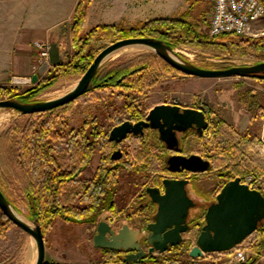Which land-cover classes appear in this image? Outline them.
<instances>
[{"label":"trees","instance_id":"obj_1","mask_svg":"<svg viewBox=\"0 0 264 264\" xmlns=\"http://www.w3.org/2000/svg\"><path fill=\"white\" fill-rule=\"evenodd\" d=\"M81 2L75 7L70 26L71 53L66 54L59 64L22 92H16V86L0 84V99L36 101L40 94L49 89L79 79L104 45L127 37H152L173 49L186 45L199 50L204 56L220 60V63L193 62L203 68L226 64L232 52L252 63L264 61V35L252 40L234 34H220L208 39L198 31V24L191 20L188 12L177 17L160 16L133 24H102L86 30L85 8ZM158 70L179 72L154 53H143L137 58L103 64L93 79V89L113 87L122 91L143 92L154 85ZM254 79L264 82V74ZM72 103L40 114H26L29 118L22 124L15 122L12 128L0 134V189L15 207L19 201L25 205L26 215L37 221L43 234L57 217L66 222L73 220L92 224L103 210L118 212L123 201L118 195L120 179L124 178L129 183L132 176L140 172L139 175H143V167V171H148L152 161L159 160L155 153L158 146L154 142L150 146L141 143V150L134 157L138 167L131 160L128 163L122 160L123 164L111 167L109 153L113 146L108 140L111 126L105 127L91 113L92 118L86 119L78 128L69 127L66 116ZM122 108L127 118L133 120L141 118L144 113L134 101H126ZM37 115L42 117L37 118ZM187 144L188 141L185 142V152ZM226 144L224 147L219 144L210 145V150L217 157L223 155L225 160L223 167L219 165L214 173L218 184L219 179L225 183L234 177H241L242 173L249 171L248 168L252 170L254 167L252 159H242L241 156L236 161L230 159L226 163L236 143ZM96 151L99 153L96 172L91 178L83 177L82 171L89 165ZM257 188L262 191L260 184ZM13 189H16L20 198L14 197ZM153 206H150V210ZM9 224L13 223L0 209V234ZM254 234L257 238L252 246L260 254L264 247V221ZM178 250L180 244L170 247L161 257L147 254L143 259L123 263L121 252L103 249L104 261L93 264H215L198 258L182 257ZM256 260L257 257L244 264H254Z\"/></svg>","mask_w":264,"mask_h":264},{"label":"rangeland","instance_id":"obj_2","mask_svg":"<svg viewBox=\"0 0 264 264\" xmlns=\"http://www.w3.org/2000/svg\"><path fill=\"white\" fill-rule=\"evenodd\" d=\"M90 1L91 0H82L81 2V6L85 8V14L86 7ZM164 4L166 6L164 7L166 12L164 13L163 10V13L161 12L153 15L152 18L160 16L177 17L184 12H188L191 20L198 24V31L201 35L207 36L208 39L213 38L210 37L208 31L212 0H165ZM6 6L19 7V4L10 0L7 4L3 3L1 5V7ZM100 12L101 10L93 12L92 19H98ZM58 15L61 14L58 12L55 13V16ZM19 16H21V13L16 14L15 12L11 17L15 21ZM23 16H25L24 13L22 17ZM91 20L87 23L85 17L84 26L86 30H90L97 25L106 24H94ZM70 26L71 22L68 27H65L66 29L69 28V32ZM262 35H264V18L258 21L250 34L242 37L252 40ZM35 42L45 44L47 48L49 44L41 41H34V46L38 50L39 60V48L35 45ZM107 45H104V47ZM175 49L179 55L192 63L206 61L220 63L219 59L204 56L194 47L180 45ZM71 51L72 40L70 34L69 39L66 38V36L61 39V60L66 54H70ZM143 53L152 52L150 49L139 45L127 46L113 53L107 58L104 64L107 65L109 63H118L129 58H137ZM230 55L231 58L226 64H222L220 67L216 68H226L232 65L252 63V61L247 60L246 58H240V56L235 55L234 52L230 53ZM42 63H39L38 61L39 66ZM52 67L53 66L49 64L42 74H38L37 82L42 76L47 74ZM156 73L154 85L143 92H133L127 89L122 91L113 87H106L91 89L87 93L81 95L73 101L66 116L69 127L78 128L86 119L92 118V114L97 116L99 121L105 127L113 126L117 121H122L127 118V114L124 113L125 109L122 108L126 101H134L138 103L143 112H146L153 105L159 103H176L194 108L201 107L206 109L209 126L205 133L194 136L191 143L189 142L187 144V150L193 151L194 153L200 154L204 158L209 159L211 162L210 168L202 173H192L187 171L184 173L172 174L163 170L164 166L162 159L158 155L160 160L155 159L152 161V164L150 165L151 171H143L144 167L143 169L141 168L143 175H139L140 172L137 176H132L129 183L124 178L120 179L118 195L119 198H123V201L120 203V210L118 212H113L108 209L103 210L96 216L95 222L92 224L82 221L74 222L73 220L71 222H66L60 217L55 218L52 226L44 234L45 262H58L61 264H93L104 261L103 249L96 248L93 245V235L96 232V225L101 218V215L106 214L108 222H110L114 228H119L124 224L132 228H145L146 224L151 221V217L155 213L156 205H154L151 210L149 209L141 213L136 212V208H138V200L136 196L148 185H162V179L165 177H185L190 179L188 192L194 200L195 206L190 209L188 217L190 230L183 234V241L180 243V250H178V253L182 257L192 258L188 255V251L190 247L195 244L198 232L204 224L206 207L209 203L215 200L217 192L224 184L220 179L218 180L220 183H217L214 173L219 165L223 167L225 160H223V155L217 157L214 152L210 150V145L219 144L224 147L227 145L226 143H236L235 148L230 152L232 153L230 158L226 159V163L227 160L230 159V161H236L240 156L242 159L246 157L248 160L252 159L255 168L253 167L252 170L248 168L249 171L242 173L243 175L241 178L249 175L253 176L255 179L254 184H256L257 187H259L260 184L262 186V191L264 192V82L254 78L248 79L239 76L203 78L184 75L175 71L166 72L158 70ZM3 79L5 78L0 75V83L4 82L2 81ZM7 80L11 79H6V81ZM77 80L66 82L49 89L40 94L37 100L63 95L72 89ZM33 84L34 83L14 84L8 82L4 85L16 86L18 90L16 92H22ZM256 86L259 87V133L254 131L253 133L248 134L247 132L237 130L230 125V123H227L225 119L234 122L236 118L235 111H239V107L245 108L247 106L248 94L255 90ZM41 117L42 115H37V118ZM28 118L29 116L20 115L11 109H0V134L9 128H12L15 122L22 124L23 121ZM127 143L128 142H125L123 144L124 148ZM128 149L130 155L125 156L124 162H122L128 163L131 160L136 164V167H138V161L134 157L135 154L141 150L139 142L131 140V145ZM98 162L99 153L96 151L89 165L83 169L82 176L91 178L96 172ZM242 164L241 167L244 165ZM141 166H143V163ZM131 167L132 166H130V168ZM258 172L259 174H257ZM13 191L14 197H17V199L20 198L16 189H13ZM16 208L21 213V217L26 219L25 215L27 209L25 208V205L19 201ZM256 238V234H251L242 242L240 247L243 248L249 257V260L258 256L257 251L252 246L256 242ZM29 249L33 250V257L26 259L25 254ZM161 254L162 253L154 252L152 255L161 257ZM122 256L123 255H121V258ZM35 257V243L23 230L14 224H9L7 228L3 229V232L0 234V264H33ZM221 260L220 256L212 254V256H207L206 259L200 261L219 263Z\"/></svg>","mask_w":264,"mask_h":264},{"label":"water","instance_id":"obj_3","mask_svg":"<svg viewBox=\"0 0 264 264\" xmlns=\"http://www.w3.org/2000/svg\"><path fill=\"white\" fill-rule=\"evenodd\" d=\"M139 45L150 49L170 66L184 75L203 78L214 77H250L264 74V61L232 65L226 68H203L184 59L176 49L163 41L152 37H127L119 39L104 47L93 59L87 70L76 81L71 90L63 95L40 99L33 102L20 101L15 98L0 99V109H11L20 115L50 111L53 108L74 101L93 89V79L100 67L114 52L121 48ZM61 61L59 45L48 46V60L39 66L42 74L49 64L55 66ZM38 74L31 77H12L14 84L36 83ZM204 110L172 103L153 105L142 120H124L109 131L108 140L121 142L128 134L142 135L144 128L157 131L159 139L168 149L178 150L177 132L193 130L202 135L208 127ZM117 152L112 158H119ZM167 170L172 173L183 170L192 173L206 172L211 162L202 155L192 153L184 155L175 153L166 159ZM190 179L165 177L160 186H147L146 193L156 205L155 213L146 227L132 228L122 225L114 228L102 214L93 235L96 248L109 249L123 253L121 261L143 259L147 254L163 253L170 247L183 241V234L190 230L188 217L195 202L188 192ZM0 209L7 218L23 230L35 243L36 257L33 264H45V239L40 225L35 219L21 217L18 209L7 199L0 189ZM264 221V192L259 188H250L237 176L226 181L208 204L204 214V224L190 247L188 255L192 258L202 257L205 253L228 251L241 244L253 234Z\"/></svg>","mask_w":264,"mask_h":264},{"label":"crops","instance_id":"obj_4","mask_svg":"<svg viewBox=\"0 0 264 264\" xmlns=\"http://www.w3.org/2000/svg\"><path fill=\"white\" fill-rule=\"evenodd\" d=\"M10 0H0V75L5 78L0 84L11 83L12 77H31L38 74V50L34 41L46 44L58 43L61 57V39L70 38L69 26L79 0H11L19 7H1ZM165 0H91L86 7V21L93 12L101 10L96 23L133 24L148 20L164 10ZM16 12L21 16L14 21ZM61 15L55 16V13ZM164 13L166 10L163 11ZM162 12V13H163ZM23 16L22 17V15ZM64 29V30H63ZM253 79L250 77H244ZM259 87L248 94L245 108L235 111L234 122L227 119L234 128L248 134L259 133ZM254 264H264V249Z\"/></svg>","mask_w":264,"mask_h":264},{"label":"built area","instance_id":"obj_5","mask_svg":"<svg viewBox=\"0 0 264 264\" xmlns=\"http://www.w3.org/2000/svg\"><path fill=\"white\" fill-rule=\"evenodd\" d=\"M263 18L264 0H212V8L208 22L209 35L210 37L220 34H234L237 36L248 35L252 32L258 21ZM35 45L39 48L38 61L42 63L45 59H48V48L45 44L38 42H35ZM196 108L204 110L206 113L204 108ZM207 129L208 127L203 133H205ZM241 181L250 188H257L256 184H254L255 179L251 175L241 178ZM241 244L228 251L205 253L198 259L204 260L207 256L216 254L220 256L222 260L215 264L247 263L249 257L243 248H240Z\"/></svg>","mask_w":264,"mask_h":264},{"label":"flooded vegetation","instance_id":"obj_6","mask_svg":"<svg viewBox=\"0 0 264 264\" xmlns=\"http://www.w3.org/2000/svg\"><path fill=\"white\" fill-rule=\"evenodd\" d=\"M172 104H176V103H172ZM149 110H150V108L146 112L143 113V116L141 118H138L136 120L125 118L124 120H132V121L142 120V119H144L146 117V115L149 112ZM206 114H207V112H206ZM124 120H122V121H124ZM122 121L116 123L115 125L121 123ZM115 125H113V126H115ZM113 126H111V128ZM111 128L109 129V131L111 130ZM143 131L144 132H143L142 135L128 134L126 136V138H124L119 143H116L114 141H110V142H112L111 144L113 146L111 151H110V153H109L110 160L112 161V163L110 164L111 167H114V168L118 167V165H120L122 163V160H124L125 156L128 155V153H129V149L128 148L131 145V140H136V141L139 142V144L145 143L147 146L153 145V142H154L158 146V148L155 150L156 154H157L156 156H158V155L160 156V158L162 159L163 166H164L163 170L167 171V172H169V171L167 170L166 159L170 155L175 154V153H180V154H184V155H190V154L194 153L193 151H188L187 149H186V152H185V142L188 141V143H189L188 139H190V141H191V140H193L194 136L197 135L195 133V131H193V130H187L186 132H177L176 133V136H177V138L179 140V145H178L179 148H178V150L168 149L167 145L159 139L158 133H157L156 130H154V129L150 128V127H147V128H144ZM108 135H109V133H108ZM125 142H128V143L125 145V148H124L123 144ZM118 149H120V151H121V152H117L116 153V154L119 155V158H112V156L115 155V151L118 150ZM148 171H151V167L150 166L148 167ZM184 172H187V171L183 170L181 172H176V174L177 173H184ZM169 173H172V172H169ZM172 174H175V173H172ZM154 186H160L161 187V184H155ZM146 187L144 188V190H142L141 193L137 194V196H136L137 200H138V202H137V207L138 208H136V212L141 213L143 211L149 210L151 208L150 207L151 205H155L154 203L151 204V200H150L149 196L146 194ZM121 255H123V253Z\"/></svg>","mask_w":264,"mask_h":264},{"label":"bare ground","instance_id":"obj_7","mask_svg":"<svg viewBox=\"0 0 264 264\" xmlns=\"http://www.w3.org/2000/svg\"><path fill=\"white\" fill-rule=\"evenodd\" d=\"M115 53V52H114ZM26 259H30L33 257V250L29 249L25 254Z\"/></svg>","mask_w":264,"mask_h":264}]
</instances>
